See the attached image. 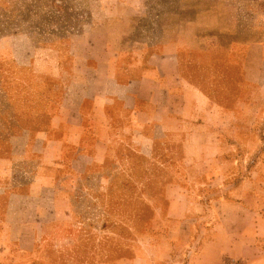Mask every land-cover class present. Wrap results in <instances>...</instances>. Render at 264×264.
<instances>
[{"label": "rangeland", "instance_id": "rangeland-1", "mask_svg": "<svg viewBox=\"0 0 264 264\" xmlns=\"http://www.w3.org/2000/svg\"><path fill=\"white\" fill-rule=\"evenodd\" d=\"M258 45L264 0H0V140L8 148L20 133L46 130L57 112L45 107L62 101L61 75L84 72L88 82L99 64L105 75L111 47L176 54L181 75L216 109L237 115L244 61ZM256 115L251 131L264 137V106ZM156 132L146 134L153 139L146 147H119L116 157L81 175L65 169L70 219L53 224L63 233L37 244L34 264L193 263L191 238L218 233L225 199L238 193L228 187L249 160L239 162L237 152L225 174L209 171L205 160L187 159L176 127L167 137ZM248 134L249 127L240 136ZM172 199L183 205L180 219L169 217Z\"/></svg>", "mask_w": 264, "mask_h": 264}, {"label": "crops", "instance_id": "crops-1", "mask_svg": "<svg viewBox=\"0 0 264 264\" xmlns=\"http://www.w3.org/2000/svg\"><path fill=\"white\" fill-rule=\"evenodd\" d=\"M100 65L92 70L88 82L84 72L61 75L67 80L60 88L62 101L58 107L53 101L45 107L57 112L46 130L34 137L20 133L9 140L8 148L0 140V264H34L39 260L37 244L47 243L52 238L48 234L63 233L53 224L70 219L63 209L69 204L62 197L70 178L64 175L66 168L81 175L116 157L119 147H146L145 141L151 140L146 135L149 131L155 135L160 128L167 137L176 127L174 135L184 144L187 159L200 160L199 165L205 160L209 171L220 174L226 173L238 150L245 163L259 155L262 141L251 130L257 126L256 113L264 106L260 71L264 46L247 52L237 115L223 107L216 109L190 84L181 75L176 54L144 49L131 53L111 47L103 64L105 75ZM247 102L254 105L252 109H246ZM244 109L253 111L248 114L250 119ZM200 119L201 124L194 123ZM247 127L248 136H240ZM262 158L251 173L254 181L262 180H245L234 200L223 205L222 222L215 227L216 231L220 227L218 233L211 238L206 234L191 238L192 264H225L231 259L264 264ZM22 160L29 162L24 168L19 164ZM182 212L183 205L172 199L169 217L180 219Z\"/></svg>", "mask_w": 264, "mask_h": 264}, {"label": "trees", "instance_id": "trees-1", "mask_svg": "<svg viewBox=\"0 0 264 264\" xmlns=\"http://www.w3.org/2000/svg\"><path fill=\"white\" fill-rule=\"evenodd\" d=\"M56 8H59V6H56ZM259 138L263 142L262 143L263 145L259 146V152H260L259 155L257 157H255V158L250 159L247 165L243 166V163H242V165L240 164L241 168L240 167H239L240 169L238 168V176L239 177H238L236 182L230 184V186L228 187L229 191L232 190V189H236V190L239 191L241 189V187H242V184H243L244 180L247 178L246 176H249L248 174H251L254 171L257 163H259L260 160L262 161V159H263L262 157L264 155V137L263 136H259ZM236 157L239 158L238 159L239 162L240 161H244L243 153H242L241 150H238V153H237ZM226 189H227V187H226ZM230 197H232V196L228 194L227 198L225 199L227 201V203L229 201L233 200V198L231 199Z\"/></svg>", "mask_w": 264, "mask_h": 264}, {"label": "built area", "instance_id": "built-area-1", "mask_svg": "<svg viewBox=\"0 0 264 264\" xmlns=\"http://www.w3.org/2000/svg\"><path fill=\"white\" fill-rule=\"evenodd\" d=\"M225 264H252V262L244 259H231Z\"/></svg>", "mask_w": 264, "mask_h": 264}]
</instances>
